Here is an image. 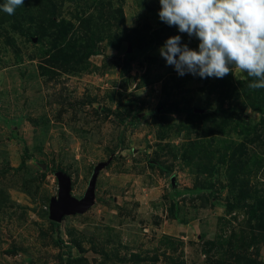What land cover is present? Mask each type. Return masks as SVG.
<instances>
[{"label":"rangeland","instance_id":"1","mask_svg":"<svg viewBox=\"0 0 264 264\" xmlns=\"http://www.w3.org/2000/svg\"><path fill=\"white\" fill-rule=\"evenodd\" d=\"M159 9H0V264H264V89L179 76L159 48L198 40ZM100 162L93 203L51 219L56 172L81 199Z\"/></svg>","mask_w":264,"mask_h":264},{"label":"clouds","instance_id":"2","mask_svg":"<svg viewBox=\"0 0 264 264\" xmlns=\"http://www.w3.org/2000/svg\"><path fill=\"white\" fill-rule=\"evenodd\" d=\"M24 0L0 5L14 15ZM161 22L198 40L197 48L170 36L159 48L179 76L223 79L246 74L250 89H264V0H159Z\"/></svg>","mask_w":264,"mask_h":264},{"label":"water","instance_id":"3","mask_svg":"<svg viewBox=\"0 0 264 264\" xmlns=\"http://www.w3.org/2000/svg\"><path fill=\"white\" fill-rule=\"evenodd\" d=\"M105 164V162H100L94 167L86 191L81 199H76L71 195L69 176L62 171H57L58 194L57 197H52L50 200V218L60 220L64 214H74L85 211L93 203L97 175Z\"/></svg>","mask_w":264,"mask_h":264},{"label":"trees","instance_id":"4","mask_svg":"<svg viewBox=\"0 0 264 264\" xmlns=\"http://www.w3.org/2000/svg\"><path fill=\"white\" fill-rule=\"evenodd\" d=\"M234 84H235V83H230L229 86H233L234 88H236V86H235ZM212 114H213V113H204L203 115H204L205 117H208V116H209V117H210V116L212 117Z\"/></svg>","mask_w":264,"mask_h":264}]
</instances>
